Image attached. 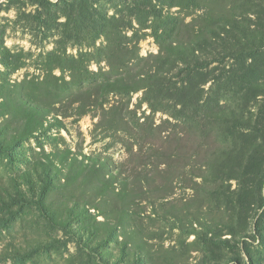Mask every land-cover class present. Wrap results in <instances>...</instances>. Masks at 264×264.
I'll return each instance as SVG.
<instances>
[{
	"label": "rangeland",
	"instance_id": "1",
	"mask_svg": "<svg viewBox=\"0 0 264 264\" xmlns=\"http://www.w3.org/2000/svg\"><path fill=\"white\" fill-rule=\"evenodd\" d=\"M251 1L243 19L264 37V0ZM132 2L0 0V96L16 100L19 95L43 93L45 101L67 102L70 91L103 78L108 69L105 61H94L90 54L104 38L85 29L98 14L112 16ZM177 9L171 8L173 12ZM147 33L139 43L140 55L145 57L159 52L154 37ZM258 38L250 39L251 52L214 62L198 74L192 70L195 65L188 63L182 74L183 91H177L188 104L198 100L191 109L209 118L206 147L219 154L226 150L244 155L232 170L216 167L204 178H195L197 184L177 183L176 175L166 199L143 202L138 227L130 201L124 207L111 197V192L117 194L125 185L131 195L134 187L122 169L127 157L123 136L99 125V110L79 116L74 104L69 116H59L62 124L50 128L46 136L0 151V264H264V144L255 149L264 143V46H260L264 44ZM72 64L87 70L83 84L71 76L68 68ZM143 97V91L111 94L109 102H120L134 129L139 128L137 118L140 124L148 121L155 127L163 123L168 115L152 113ZM220 107L226 111L223 116L236 123L218 119ZM3 111L0 106V114ZM256 125L260 128H251ZM54 137L59 149H68V155L100 168L89 185L72 179L52 200L59 207L76 201L97 215V221L118 223L120 242L99 246L101 240H95L88 245L80 226L75 225L73 238L36 208L19 201V190L27 187L23 173L36 158L55 149L50 142ZM103 182H113L106 192ZM166 200L170 203L162 202ZM119 208L124 210L120 219ZM121 248L126 252L124 258Z\"/></svg>",
	"mask_w": 264,
	"mask_h": 264
},
{
	"label": "trees",
	"instance_id": "2",
	"mask_svg": "<svg viewBox=\"0 0 264 264\" xmlns=\"http://www.w3.org/2000/svg\"><path fill=\"white\" fill-rule=\"evenodd\" d=\"M251 2L144 0L138 3L134 0L131 6L119 8L112 16L98 14L85 30H95L104 38L103 43L94 47L90 54L94 61H105L108 69L103 78H97L78 91H70L67 102L57 98L54 102L50 99L45 101L43 93L19 95L16 100H11L9 95L0 96V106L4 109L0 114V151L8 152L22 142L46 136L50 128L62 124L59 116H69L74 104H77L79 116L99 110V125L106 132H121L120 137L123 136L127 157L122 169L131 177L134 187L129 195L124 184L123 191L117 194L111 192V197L121 201L124 207L130 201L135 208L136 226L143 214V202L155 203L158 198L166 199L165 195L173 188L176 175L177 183L189 180L197 184L195 178H204L208 171L216 167L221 171L232 170V165L244 155L243 152L232 155L225 150L219 154L206 147L207 137L210 136L209 118L191 109L198 105V100L191 102L195 104H188L186 100L182 101L180 93L185 82L183 70L187 69L185 66L188 63L195 65L192 70L198 74L214 62L251 52L250 39L259 36L264 44L262 34L243 19ZM174 6L178 7L176 12L171 10ZM129 31H132L131 35H128ZM146 33L154 37L159 52L145 57L140 55L139 43ZM68 70L73 79L82 80L80 84L88 79L87 70L81 69L80 65L72 64ZM73 83L76 82L73 80ZM139 91H143L144 101L152 113L160 111L168 115L163 123L156 127L148 121L140 124L136 117L139 128L135 126L134 129L120 102H109L111 94L124 96ZM219 111L216 113L218 119L236 123V120L223 116L226 111L222 107ZM132 112L136 113L135 110ZM50 142L55 149L43 158H36L23 173L27 187L26 190H19V201L36 208L53 226L73 235V238L77 234L75 225L80 226L79 230L88 245L95 240H101L97 243L99 246L120 242L118 223L97 221V215L76 201L61 207L54 203L52 196L65 190L72 179L79 178L89 185L96 168L100 167L96 163L87 165L80 162L77 156L68 155V149L58 148L59 142L55 137ZM263 144L258 143L255 149L262 148ZM111 184L113 182H103L104 192ZM123 211L118 209V219ZM139 232L142 233L140 229ZM121 251V258H124L126 252L123 248Z\"/></svg>",
	"mask_w": 264,
	"mask_h": 264
}]
</instances>
